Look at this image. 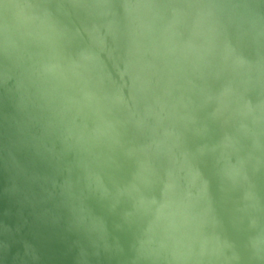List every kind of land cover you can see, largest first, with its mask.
Wrapping results in <instances>:
<instances>
[{
  "label": "water",
  "instance_id": "95a60500",
  "mask_svg": "<svg viewBox=\"0 0 264 264\" xmlns=\"http://www.w3.org/2000/svg\"><path fill=\"white\" fill-rule=\"evenodd\" d=\"M165 254L264 264V0H0V264Z\"/></svg>",
  "mask_w": 264,
  "mask_h": 264
},
{
  "label": "rangeland",
  "instance_id": "374dc122",
  "mask_svg": "<svg viewBox=\"0 0 264 264\" xmlns=\"http://www.w3.org/2000/svg\"><path fill=\"white\" fill-rule=\"evenodd\" d=\"M66 2V1H65ZM63 2V1H57L55 3H53L52 5L56 7V13L61 15V12L59 11V8H63V9H66V3L68 4V2ZM71 20V17L69 18L68 16H64V17H61L59 19V22L61 23L62 26L63 23L65 21L69 22ZM169 22L167 21L166 23H164V27L165 29H167L169 27ZM56 29V27L54 28ZM169 30V28H168ZM47 54H50V55H55L57 57H60V52H59V49L57 46H47V47H44L42 48L41 50H38L37 52V56L36 58H34L33 62L35 63V61H38L37 59H43ZM89 52L84 49V48H81L79 50V53L77 55L75 54H72V55H66L63 57V59H57L55 61V65H53V71L56 73V77L54 76V78H56L55 80H58V79H64L66 81H68V83L66 85H75V83H77V81L75 80L76 77V72L74 73V71H78V72H88V73H93L94 70H98V66H97V63H98V59H97V56L96 54L94 53V51L92 50V53H91V56L90 58H88ZM78 55H80V63L78 61ZM85 58L89 59L90 60V68L88 66H86L84 63H83V60H85ZM200 69V68H199ZM200 75V74H199ZM69 76V78L67 77ZM90 78L88 76V81L89 83H93V81L90 82ZM49 79V77H37L36 78V81L38 83H46ZM50 80V79H49ZM199 80L200 82H202V84L206 83L208 81V78L206 76L205 77H199ZM70 81V82H69ZM88 86L84 88V92L87 91ZM33 99V98H32ZM35 101V99H33ZM47 100V99H46ZM48 101L52 104H54L50 99H48ZM128 220L130 219V217L127 218ZM128 224H131L130 221L128 222ZM169 256L167 254H165V256L163 258L160 257V263L159 264H169Z\"/></svg>",
  "mask_w": 264,
  "mask_h": 264
}]
</instances>
